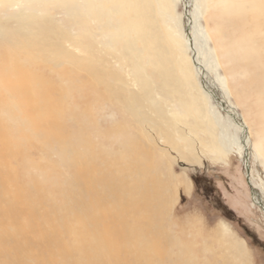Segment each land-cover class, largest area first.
I'll return each instance as SVG.
<instances>
[{
    "label": "bare ground",
    "instance_id": "6f19581e",
    "mask_svg": "<svg viewBox=\"0 0 264 264\" xmlns=\"http://www.w3.org/2000/svg\"><path fill=\"white\" fill-rule=\"evenodd\" d=\"M85 4L114 48L94 55L86 31L88 61L99 64L88 62L81 71L93 95L86 94L87 100L99 102L116 128L97 122L93 103L80 117L42 92L33 99L19 82V97L32 116L27 125L55 164L36 165L32 172L54 182L45 188L34 178L28 188L17 186L16 172L6 169L12 146L0 133V264H236L233 254L240 246L226 243L225 224L210 245L193 250L165 229L166 213L180 186L172 163L202 167L207 161L197 151L203 147L218 160L239 159L252 204L264 215V188L250 182L253 158L264 175V156L248 122L227 100L229 92L236 99L252 93L264 108V0ZM210 10L219 27L212 48L200 25ZM224 67L226 76L217 70ZM125 69L131 79H125ZM181 111L191 119L187 129L175 120L184 118ZM192 134L201 137L193 141ZM184 151L195 157L188 159ZM173 246L184 248L182 260L168 254Z\"/></svg>",
    "mask_w": 264,
    "mask_h": 264
},
{
    "label": "rangeland",
    "instance_id": "374dc122",
    "mask_svg": "<svg viewBox=\"0 0 264 264\" xmlns=\"http://www.w3.org/2000/svg\"><path fill=\"white\" fill-rule=\"evenodd\" d=\"M103 7L107 9L108 4L104 3ZM214 14L210 10L200 18V25L210 37L208 46L211 48L215 42L213 36L219 30ZM94 20L85 0H0V133L6 137L5 143L12 146L9 150L14 153V158L6 169L16 172L17 186L28 188L35 178L38 182H45V188L51 187L53 178L47 177L44 181L42 175L36 171L33 174L32 169L36 165L47 168L55 165L43 147V140L32 135L34 129L27 125L32 116L24 99L19 97L20 81L32 91L29 96L33 99L40 97L38 92H42L53 99L52 103L56 99L66 103L80 117L93 103V116L97 122L116 128L111 116L99 109V102L87 100V96L93 95L87 87L86 76L81 72L89 63L99 67L98 59L88 61L86 31L95 43L94 55L114 49ZM225 44H230V40L225 39ZM217 70L220 75L228 73L225 67L224 71ZM125 76L126 80L131 79L127 69ZM227 100L248 122L251 140L264 156L262 104L259 100L256 102L252 93L236 99L229 92ZM179 113L184 117L182 111ZM175 120L187 129L186 123L191 119L186 116ZM175 137L178 139L181 133L178 131ZM192 137L193 141L197 140L196 137L199 140L201 134H192ZM198 149V158L207 161L202 167L191 161V164L186 161L172 163V173L180 186L169 199L170 207L166 211L169 219L165 229L174 235V240L200 250L210 245L215 236H220L218 231L225 224L229 237L226 243L240 246L233 254L235 263L264 264V215L252 204L241 162L234 155L222 156V160H218L203 147ZM184 155L188 159L195 157L188 151H184ZM252 174L251 184L262 190L263 168L254 158ZM261 195L264 200L263 191ZM173 247L169 248L168 254L175 260L176 257L182 260L186 255L184 248ZM177 248L181 249L180 252Z\"/></svg>",
    "mask_w": 264,
    "mask_h": 264
},
{
    "label": "water",
    "instance_id": "95a60500",
    "mask_svg": "<svg viewBox=\"0 0 264 264\" xmlns=\"http://www.w3.org/2000/svg\"><path fill=\"white\" fill-rule=\"evenodd\" d=\"M220 105H222V104H220ZM230 117H232V118H233V116H232V115H230ZM247 182H248V180H247Z\"/></svg>",
    "mask_w": 264,
    "mask_h": 264
}]
</instances>
